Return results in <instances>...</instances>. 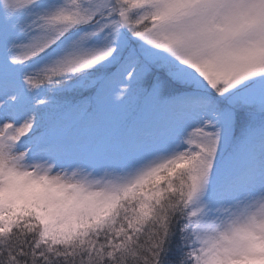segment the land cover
Listing matches in <instances>:
<instances>
[{"label":"snow or ice","instance_id":"1","mask_svg":"<svg viewBox=\"0 0 264 264\" xmlns=\"http://www.w3.org/2000/svg\"><path fill=\"white\" fill-rule=\"evenodd\" d=\"M0 264H264V0H0Z\"/></svg>","mask_w":264,"mask_h":264}]
</instances>
